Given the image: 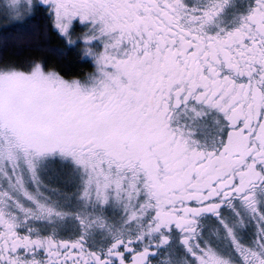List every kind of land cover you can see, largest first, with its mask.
I'll return each mask as SVG.
<instances>
[{
	"label": "snow or ice",
	"instance_id": "6c2138e0",
	"mask_svg": "<svg viewBox=\"0 0 264 264\" xmlns=\"http://www.w3.org/2000/svg\"><path fill=\"white\" fill-rule=\"evenodd\" d=\"M91 71L0 58V264H264V0H0Z\"/></svg>",
	"mask_w": 264,
	"mask_h": 264
},
{
	"label": "trees",
	"instance_id": "16d2710c",
	"mask_svg": "<svg viewBox=\"0 0 264 264\" xmlns=\"http://www.w3.org/2000/svg\"><path fill=\"white\" fill-rule=\"evenodd\" d=\"M2 22H0L1 24ZM45 21L37 15L30 23L33 32L19 31L9 23L0 26V58L26 69L33 60L44 62L46 68L55 69L65 77L80 76L91 68L77 61L75 53L60 56L51 49H64L63 42L44 27Z\"/></svg>",
	"mask_w": 264,
	"mask_h": 264
},
{
	"label": "rangeland",
	"instance_id": "374dc122",
	"mask_svg": "<svg viewBox=\"0 0 264 264\" xmlns=\"http://www.w3.org/2000/svg\"><path fill=\"white\" fill-rule=\"evenodd\" d=\"M0 22H2L1 24H0V26L2 25H5V24H8L9 22L7 21V20H4V19H2V18H0Z\"/></svg>",
	"mask_w": 264,
	"mask_h": 264
},
{
	"label": "flooded vegetation",
	"instance_id": "af4514ba",
	"mask_svg": "<svg viewBox=\"0 0 264 264\" xmlns=\"http://www.w3.org/2000/svg\"><path fill=\"white\" fill-rule=\"evenodd\" d=\"M89 71H91V70H89ZM75 77H77V76H75ZM66 79H70V78H67V77H65ZM73 78V77H72Z\"/></svg>",
	"mask_w": 264,
	"mask_h": 264
}]
</instances>
